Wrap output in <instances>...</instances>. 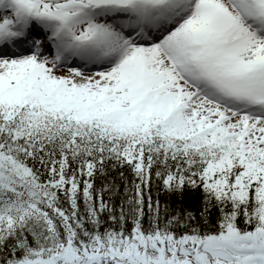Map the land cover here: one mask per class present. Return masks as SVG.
Segmentation results:
<instances>
[{"label":"snow or ice","instance_id":"6c2138e0","mask_svg":"<svg viewBox=\"0 0 264 264\" xmlns=\"http://www.w3.org/2000/svg\"><path fill=\"white\" fill-rule=\"evenodd\" d=\"M0 264H264V0H0Z\"/></svg>","mask_w":264,"mask_h":264}]
</instances>
